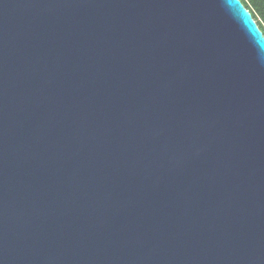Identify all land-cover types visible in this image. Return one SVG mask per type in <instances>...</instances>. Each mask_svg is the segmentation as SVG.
Segmentation results:
<instances>
[{
    "label": "water",
    "instance_id": "water-1",
    "mask_svg": "<svg viewBox=\"0 0 264 264\" xmlns=\"http://www.w3.org/2000/svg\"><path fill=\"white\" fill-rule=\"evenodd\" d=\"M0 264H264L241 0H0Z\"/></svg>",
    "mask_w": 264,
    "mask_h": 264
},
{
    "label": "trees",
    "instance_id": "trees-1",
    "mask_svg": "<svg viewBox=\"0 0 264 264\" xmlns=\"http://www.w3.org/2000/svg\"><path fill=\"white\" fill-rule=\"evenodd\" d=\"M243 5L249 10L262 31V27H264V0H244ZM262 33L264 34V31Z\"/></svg>",
    "mask_w": 264,
    "mask_h": 264
},
{
    "label": "clouds",
    "instance_id": "clouds-1",
    "mask_svg": "<svg viewBox=\"0 0 264 264\" xmlns=\"http://www.w3.org/2000/svg\"><path fill=\"white\" fill-rule=\"evenodd\" d=\"M244 2V0H241V3H243ZM262 31H264V27H262Z\"/></svg>",
    "mask_w": 264,
    "mask_h": 264
}]
</instances>
